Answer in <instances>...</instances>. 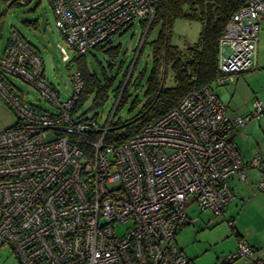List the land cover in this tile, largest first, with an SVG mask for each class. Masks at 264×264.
<instances>
[{
    "label": "built area",
    "instance_id": "obj_1",
    "mask_svg": "<svg viewBox=\"0 0 264 264\" xmlns=\"http://www.w3.org/2000/svg\"><path fill=\"white\" fill-rule=\"evenodd\" d=\"M28 1L9 0L5 10ZM47 1L66 61L67 50L86 54L136 19L149 24L159 0ZM262 19L264 0H244L229 17L218 41L215 85L254 66ZM70 80L62 98L46 80L38 52L18 31L9 32L0 52V98L15 122L0 131V243L19 264H194L176 242L196 220L188 206L209 211L207 223H214L236 197L231 176L247 180L250 168L264 192V157L243 159L227 138L234 127L264 117V99H252L248 114H229L212 87L195 88L117 143L106 134L119 95L105 118L88 116L76 108L83 88L78 68ZM19 84L51 109L28 101ZM126 222L118 234L114 225ZM239 257L264 264L243 237L226 259Z\"/></svg>",
    "mask_w": 264,
    "mask_h": 264
},
{
    "label": "rangeland",
    "instance_id": "obj_2",
    "mask_svg": "<svg viewBox=\"0 0 264 264\" xmlns=\"http://www.w3.org/2000/svg\"><path fill=\"white\" fill-rule=\"evenodd\" d=\"M8 1L0 0V14H2L0 45L4 43L9 32L16 29L41 56L46 80L57 88L62 98L68 97L71 91V74L77 66L73 60L74 54L70 50L66 51L68 60L62 59L59 45H64V40L55 25L51 5L47 0H29L22 4L11 3L5 10ZM147 28V26L143 27L136 19L132 25L124 27L112 37L110 45L119 44L120 49L111 70L107 67L104 52L92 48L86 53L85 58L91 69L97 70L98 66L99 68L102 66L108 75L114 77V80L108 90L104 104L97 108H91L90 99H87L80 106V111L83 114L91 116L97 113L98 118L103 119L112 112L116 87L120 82H123L122 86L126 82L130 67L137 57L136 67L127 88L130 95L121 107L115 110L114 119L124 121L136 113L138 106L130 110V103L136 95L141 99L143 97L145 80L152 67L150 41L155 38L158 26L148 34ZM201 29L202 23L197 19L178 18L174 20L171 27V43L180 49H185L198 39ZM144 39L146 40L141 46ZM258 39L259 54L264 57V19L260 21ZM257 45L256 50L258 51ZM120 62H122V66L119 68ZM128 64L129 69L126 73ZM140 71L143 72L141 78L138 79L140 84L135 86L134 79ZM173 83V73L168 66L165 69V84L171 85ZM18 86L27 92L25 96L27 100L41 102V105L48 109L49 106L47 107L42 101H38L34 89L29 88L26 84H19ZM14 122V114L0 98V131L10 127ZM256 122L258 121L253 118L250 123L255 125ZM244 132L250 135L248 140L250 149L256 146L257 136L264 135L257 125L252 130L246 128ZM246 174L251 177L256 175V171L250 169L246 171ZM229 185L234 189L236 197L227 204L223 214L216 218L214 223H207V219L210 217L209 211H201L196 203H192L186 209L192 217H196V220L192 224L182 227L176 234V242L183 252L193 260L194 264H244V262L259 264L255 260H245L242 257L231 262L226 259L228 254L236 250L237 235L235 232L243 235L252 245L255 254L254 259L256 257L264 259V193L257 190L254 184L233 183L232 180H229ZM128 225L129 222L116 223L114 230L121 234ZM0 264H19L7 243H0Z\"/></svg>",
    "mask_w": 264,
    "mask_h": 264
},
{
    "label": "trees",
    "instance_id": "obj_3",
    "mask_svg": "<svg viewBox=\"0 0 264 264\" xmlns=\"http://www.w3.org/2000/svg\"><path fill=\"white\" fill-rule=\"evenodd\" d=\"M243 3L244 0H159L155 14L147 28L148 34L158 26L155 38L150 41L152 67L145 80L143 97L142 99L137 95L133 97L129 109L132 110L138 106L136 113L124 121L114 120L106 134L107 138L120 143L137 133L153 119L167 112L193 89L204 86L212 87L219 74L217 68L219 38L229 17ZM178 18L197 19L202 23L198 39L185 49H180L171 43L170 39L172 24ZM142 25L145 27L147 20ZM95 48L105 53L107 67L111 70L119 53V44L110 45L108 41L105 45H98ZM85 55L73 57L76 68L80 70L83 78V88L76 108H80L87 99H90L91 108H97L104 104L114 77L108 75L102 66L100 68L98 66L97 70L91 69ZM136 58L129 72V64L127 65L126 82L123 86V82H120L116 87L115 98L119 95L116 110L130 95L127 88L136 67ZM121 66L122 62L119 68ZM168 66L174 79L171 85L165 84V69ZM142 73L140 71L135 77V86L140 84L138 79L141 78ZM121 129L123 130L120 131ZM235 233L239 240L242 236L238 232Z\"/></svg>",
    "mask_w": 264,
    "mask_h": 264
},
{
    "label": "crops",
    "instance_id": "obj_4",
    "mask_svg": "<svg viewBox=\"0 0 264 264\" xmlns=\"http://www.w3.org/2000/svg\"><path fill=\"white\" fill-rule=\"evenodd\" d=\"M0 20H1V16H0ZM6 43H7V38L4 41V43L0 45V52L3 51V49L6 46ZM258 47H259V39H258L257 49ZM254 61H255L254 66L248 70L236 74L235 80L232 83L225 85H215V84L212 85L213 91L225 101L227 105V112L229 114H248L252 110L250 105L252 99L254 98L264 99V57L260 56L259 49L258 51L256 50L255 52ZM252 120L253 118L250 119L248 122H246L245 125H243L242 127L236 126L227 133V138L235 144V146L239 151L240 156L243 159H248V157H250V155H252L253 153L264 155V135L262 136L260 135L259 137L257 136L255 141L256 146H254L253 149H250L249 148L250 143H248L250 135L244 132L246 128L248 130L249 129L252 130L257 125L260 131L262 132V134H264V117L256 119L258 122H256L255 125L250 123ZM250 169L255 170L256 175L251 177L247 175V180H242L239 176L232 175L230 180H232L233 183L243 182L247 185L254 184L256 187L258 172L254 168H250ZM232 190L234 192L233 188ZM239 235L243 237V235L241 234ZM236 241H237V236H236ZM244 264L247 263L244 262Z\"/></svg>",
    "mask_w": 264,
    "mask_h": 264
}]
</instances>
